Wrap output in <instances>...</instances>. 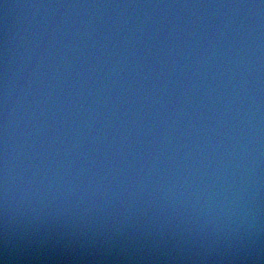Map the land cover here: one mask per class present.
<instances>
[{"label":"water","instance_id":"water-1","mask_svg":"<svg viewBox=\"0 0 264 264\" xmlns=\"http://www.w3.org/2000/svg\"><path fill=\"white\" fill-rule=\"evenodd\" d=\"M0 260L264 264V0H0Z\"/></svg>","mask_w":264,"mask_h":264},{"label":"clouds","instance_id":"clouds-1","mask_svg":"<svg viewBox=\"0 0 264 264\" xmlns=\"http://www.w3.org/2000/svg\"><path fill=\"white\" fill-rule=\"evenodd\" d=\"M0 264H5V262L3 260H0Z\"/></svg>","mask_w":264,"mask_h":264}]
</instances>
